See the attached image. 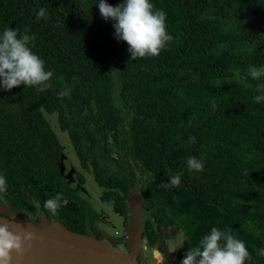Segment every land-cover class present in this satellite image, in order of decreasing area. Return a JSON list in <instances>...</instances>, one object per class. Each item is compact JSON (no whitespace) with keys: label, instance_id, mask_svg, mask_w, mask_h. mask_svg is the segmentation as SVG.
<instances>
[{"label":"trees","instance_id":"1","mask_svg":"<svg viewBox=\"0 0 264 264\" xmlns=\"http://www.w3.org/2000/svg\"><path fill=\"white\" fill-rule=\"evenodd\" d=\"M95 3L0 0V29L33 37L29 46L52 72L44 91L0 90V200L38 224L40 211L51 216L43 202L60 193L51 217L81 216L47 113L80 160L98 164L92 174L110 199L121 190L125 211L140 185L150 242L184 233L192 247L211 227L227 228L244 241L245 264H264V103L254 100L257 81L247 73L264 64V0H152L173 39L134 61ZM40 8L46 16L37 19ZM106 140L125 152L121 172L104 157ZM189 156L202 160L199 173L188 171ZM175 174L180 183L166 186Z\"/></svg>","mask_w":264,"mask_h":264},{"label":"clouds","instance_id":"2","mask_svg":"<svg viewBox=\"0 0 264 264\" xmlns=\"http://www.w3.org/2000/svg\"><path fill=\"white\" fill-rule=\"evenodd\" d=\"M95 6L101 18L111 22L114 39L126 43L131 61L157 56L173 39L167 31L166 13L154 9L152 0H121L115 6L107 0H96ZM36 16L37 19L45 17L46 10L40 8ZM32 39L26 32L18 33V29L7 26L0 29V90L9 91L23 85L44 91L52 72L46 69L45 61L29 46ZM247 73L257 81L254 100L264 103V64L258 67L250 65ZM185 163L189 172L199 173L204 167L202 160L194 156L187 157ZM180 179V174L170 175L166 186H175ZM6 188V180L0 176V193L5 192ZM60 204L61 194L57 193L46 199L42 207L49 215L55 216ZM36 207L40 205L36 204ZM29 217L32 218L31 213ZM31 239V233L20 234L11 231L7 224H0V264H10L13 254H21ZM258 254L264 256V249H259ZM248 257L244 241L227 228L213 226L197 245L190 247L174 264H245Z\"/></svg>","mask_w":264,"mask_h":264},{"label":"water","instance_id":"3","mask_svg":"<svg viewBox=\"0 0 264 264\" xmlns=\"http://www.w3.org/2000/svg\"><path fill=\"white\" fill-rule=\"evenodd\" d=\"M144 203L139 193L133 191L128 198L131 220L126 234L97 239L74 232L62 222H49L41 211V221L34 224L0 200V224H7L11 231L20 234H32L24 251L13 254L10 264H148L140 221Z\"/></svg>","mask_w":264,"mask_h":264},{"label":"flooded vegetation","instance_id":"4","mask_svg":"<svg viewBox=\"0 0 264 264\" xmlns=\"http://www.w3.org/2000/svg\"><path fill=\"white\" fill-rule=\"evenodd\" d=\"M62 133L67 134V132L65 131H62ZM68 140L69 141L67 140L65 141L66 145L62 144L63 154L59 158L58 169H59L60 174L65 179L71 192L73 193V197H72L73 200L81 206L82 214L78 219H73L72 220L73 222L66 223V221L62 222L59 219H53V217L51 216L49 217L44 212L48 221L49 222H55V221L62 222L65 226H67L70 230L74 232L84 234L87 236H93L97 239H100L103 237L104 231H102V229L98 226V221H100L102 217H104L102 212L106 211L105 206L109 205V207L112 208L114 212V217L116 219H119V221H121L122 223V226L127 228L131 220V217L128 211V200L126 201L127 211L121 208V204L117 205V201H119L120 196H122L121 190H113V195H112L113 200L110 199L111 195L109 194V192H105V190L99 186L98 187L101 188L102 190L99 195H96L94 194V192H91L92 195L97 199H92L90 197H85L83 195V194L87 195V192L84 188L85 186L92 185L93 181L96 183L94 175L92 174V171L94 170L96 166H98V164L97 163L91 164L90 162H87V161L85 162L81 161L79 156L74 150V145L71 143L69 136H68ZM80 143L85 144L87 142H80ZM97 143H100V142H97ZM102 144L105 145L102 152L105 155L104 157H106L109 160L110 168L118 172H121V166L119 165V161L125 159V152L117 148V146L114 145V142L111 140L102 141ZM65 155L68 157L69 161H65L66 160ZM75 160H77L78 163H76ZM102 169L105 170V168L103 167ZM89 176L90 178L88 179ZM70 178L75 179V183L73 184L74 188H72V186L69 184ZM139 189H140V185H138L137 187L135 186L133 188V191H137L139 195L142 197L140 193L141 191H139ZM146 218H147V215L144 211L140 218V221L143 227V239H144V246H145L146 252L148 251L149 248H153L154 246H156V251L159 253V255H161L158 257L161 260V262L159 263L173 264L174 259H175V262H178L181 259L179 256L173 257L172 260H171V257H169V261L167 258L165 259L163 258L164 254L167 253L166 251L169 250L167 241L171 237L167 236L166 233L164 232H160L158 234L157 241L152 243L150 242V239L147 237V235L144 234V231H145L144 225H145ZM103 223H106V222H103ZM73 228H77L79 230H75ZM159 263H156V264H159Z\"/></svg>","mask_w":264,"mask_h":264},{"label":"rangeland","instance_id":"5","mask_svg":"<svg viewBox=\"0 0 264 264\" xmlns=\"http://www.w3.org/2000/svg\"><path fill=\"white\" fill-rule=\"evenodd\" d=\"M45 114H46V118L49 121L51 127L56 132V134H57V136L61 142V145L62 144L66 145L65 141L66 140L69 141L68 136L66 133H62V131L60 130L56 116L55 115H49L47 113H45ZM65 161H69L67 156H66ZM75 161H76V163H78L77 160H75ZM89 178H90V176L88 177V179ZM74 183H75V179L70 178L69 184L72 186V188H74V185H73ZM84 188L87 192V195L86 194H83V195L85 197H90L92 199H97V198H95L91 192H94V194L99 195L100 192L102 191L101 188H99L98 185L94 181H93L92 185H87ZM105 207H106V211L102 212L104 217H102V219L100 221H98V226L102 229V231H104L103 236L104 237H113V238L124 236L126 234L128 227L125 228L124 226H122L121 221H119V219H116L114 217V212H113L112 208L109 207V205H106ZM113 219H115L116 221ZM103 222H106V223H103ZM167 243H168L169 250L166 251L167 253H165L164 256L163 255L162 256L164 259L167 258L168 261H169V257H171V260L173 257H178V256L180 258H182L184 253L190 247V243H189V241H188V239L184 233H181L174 238L168 239ZM144 252H145L144 258L148 264H156V263L161 262V260L158 258L161 255H159V253L156 251V246H154L153 248H149L147 252H146V249H144ZM174 261H175V259H174ZM159 264H163V263H159Z\"/></svg>","mask_w":264,"mask_h":264}]
</instances>
